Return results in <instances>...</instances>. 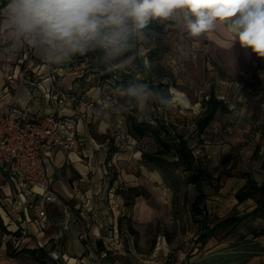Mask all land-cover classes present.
<instances>
[{
    "label": "rangeland",
    "instance_id": "1",
    "mask_svg": "<svg viewBox=\"0 0 264 264\" xmlns=\"http://www.w3.org/2000/svg\"><path fill=\"white\" fill-rule=\"evenodd\" d=\"M156 23L160 28L151 30L148 43L135 44L128 53L133 59L117 67L118 74H132L142 66L144 75H129L131 88L146 85L155 93L163 91L171 106H164L159 95L137 97L130 93L119 100L118 107L126 119V126L121 128L125 135L123 142L131 147L119 150L108 145L107 152L114 154V160L111 155L108 161L102 162L109 175L105 179L106 189L102 188L99 194L101 208H98L101 228L107 236L100 242L102 247L94 246L97 249L93 248L92 252L106 254L98 264L106 262L109 254L112 257L122 254L116 257L122 264H264V195L258 189L264 182V145L247 139L211 160L206 157V148L202 147V156L195 152V137L185 131L193 158L196 162L205 158L201 163L212 176L211 182H201L207 197L200 205L201 215L194 216L191 207L197 192L193 185L186 183L189 173L184 164H178L173 149H162L161 160L165 166L162 168L148 159L160 150L159 143L149 135L137 139L129 132L130 120L146 122L150 119L152 105L166 107L170 122L188 126L205 113L207 98L214 92L215 77L222 73L208 42L211 35L208 39L190 37L179 10L174 19ZM222 23L227 27L226 22ZM230 38L233 40L235 34L230 32ZM248 52L239 50L241 61L248 55L251 61L246 70L232 80L238 83L240 93L258 94L259 70H264V57ZM72 59L86 75L95 74L96 81L95 68L105 70L103 76L109 74L113 78L111 69L108 70L113 62L101 59L98 50ZM98 85L104 95L111 92V86L104 80H99ZM177 94L188 100L187 108L175 100ZM132 101L133 107L130 106ZM141 153L147 157L143 158ZM110 188L122 199L114 203L117 205L114 210L108 207ZM128 189L133 190L128 193ZM135 195L139 196L133 197ZM215 228L203 244V234ZM83 243L91 245L89 238ZM7 248L8 254L14 257L10 260L12 264L14 261L53 264L41 251H37L35 257L39 261H36L26 252L16 253L19 246L10 244Z\"/></svg>",
    "mask_w": 264,
    "mask_h": 264
},
{
    "label": "crops",
    "instance_id": "2",
    "mask_svg": "<svg viewBox=\"0 0 264 264\" xmlns=\"http://www.w3.org/2000/svg\"><path fill=\"white\" fill-rule=\"evenodd\" d=\"M2 1L0 10L6 6L2 5ZM5 28L7 24L0 27V111L12 108L22 120L31 117L26 110L38 116L50 114L51 103L45 99L50 81L49 66L40 59L38 51L28 58L29 44L23 40L13 43ZM226 30L222 22H217L213 30L197 37L208 39L211 35L208 42L214 49L222 72L215 77L213 93L229 109L226 114L217 113L200 137L205 144L195 149L202 156V147L206 148V157L211 160L216 158V154L228 153L231 147L247 139L264 145V70H259L258 94L240 93L237 90L238 83L232 77L242 74L251 58L248 55L241 61L239 50L244 49L234 42L235 38L231 40L230 32ZM66 65L75 67V74L54 75L52 80L58 89L69 96L60 116L75 121L82 153L67 154L51 149L44 156L50 186L57 192L60 201L46 206L47 221L42 225L36 222L28 208L33 201L31 197L25 198L17 210L12 208L14 197L19 192L14 181L10 186H0V264H12L10 260L14 257L8 254L7 248L10 244L19 246L16 253L41 248L49 259L56 252L59 257L55 264H92L91 251L101 248L100 242L107 236V232L101 228L102 219L98 211L101 208L99 194L102 188L106 189L105 179L109 175L102 162L108 161L112 155L107 152L108 145L119 150L125 146L131 147L126 142L118 147L114 141L115 130L126 126L125 116L118 107L124 94L112 91L115 102L106 110H100L98 106L88 109L84 102L106 96L103 88L95 80V74L86 75L73 59L53 67ZM111 160H114V154ZM119 201L122 199L115 194L114 188H110L109 209L114 210L117 206L114 203ZM138 204H142L140 200ZM87 238L90 246L83 243ZM116 257L120 258L122 254H114L113 257L109 254L102 264H122L121 259Z\"/></svg>",
    "mask_w": 264,
    "mask_h": 264
},
{
    "label": "clouds",
    "instance_id": "3",
    "mask_svg": "<svg viewBox=\"0 0 264 264\" xmlns=\"http://www.w3.org/2000/svg\"><path fill=\"white\" fill-rule=\"evenodd\" d=\"M182 13L183 27L196 38L226 22L235 43L264 57V0H8L0 10V27L14 43L23 40L49 66L61 65L89 51L121 67L137 42L148 43L150 23L165 22ZM137 97L159 95L146 85L130 88Z\"/></svg>",
    "mask_w": 264,
    "mask_h": 264
},
{
    "label": "built area",
    "instance_id": "4",
    "mask_svg": "<svg viewBox=\"0 0 264 264\" xmlns=\"http://www.w3.org/2000/svg\"><path fill=\"white\" fill-rule=\"evenodd\" d=\"M35 53L36 50L28 45V58L33 57ZM110 69L113 79H117L118 68L110 64ZM76 71L72 65L49 66L50 81L45 99L51 103L50 114L38 116L26 110L31 117L29 120H22L12 108L0 111V186H10L15 182L19 192L12 202L14 210L20 207L25 198L31 197L33 201L28 208L40 225L47 221L46 206L60 201L59 195L50 186L44 156L51 149H58L67 154L82 153L75 121L60 116L69 96L58 89L52 80L54 75L61 77L65 74H75ZM110 93L99 100L84 102V105L88 109L98 106L100 110H106L115 102L112 91ZM157 112L169 122L165 109L158 106ZM193 128L195 126L192 123L190 129ZM115 131L114 141L116 146L120 147L125 135L120 129ZM105 256V253L95 254L91 251L92 264H98ZM58 257L56 252L51 254L54 260Z\"/></svg>",
    "mask_w": 264,
    "mask_h": 264
},
{
    "label": "trees",
    "instance_id": "5",
    "mask_svg": "<svg viewBox=\"0 0 264 264\" xmlns=\"http://www.w3.org/2000/svg\"><path fill=\"white\" fill-rule=\"evenodd\" d=\"M8 3V0H3L2 5H6ZM159 29L160 27L157 25V23L154 21L149 24L148 29L146 31L151 32V30ZM100 58L101 53L98 51ZM110 68H108L109 70ZM95 71H97V79L98 81L104 80L105 83H108L111 86V91H116L117 93H123L124 95H130L129 89L132 86V79L129 82V75L132 77H136L137 75H144V72L142 70V66H138L137 71H134L132 74L124 72L123 74H119L117 79H111V75L109 74L103 76V73H105V70H101V68L97 69L95 68ZM131 107L134 106V101L130 104ZM158 105H152L151 111L152 116L150 119L146 122H137L136 120L132 119L129 122V132L130 134L137 139H141L147 135L153 138V140L157 143H159L160 150L157 151V153L150 155L148 158L149 161L154 162L156 165H159L162 168H165L163 161L161 160V154L162 149H165L166 151L172 150L175 153V156L177 158V162L179 165L184 164L186 166V170L188 171V175L186 176V183L193 185L196 189L197 195L194 198V201L192 203V212L194 216L201 215L202 211L200 209V205L204 202V200L207 197V194L202 190L201 188V182L204 180H207L209 182L212 181V176L209 172V170L206 168L204 163H201V161H205V158L200 159L198 162H196V159L193 158L192 151L190 150L189 146V139L185 136L187 132L190 131L191 135L195 137V143L193 146L199 147L200 145H204L203 140L200 138L201 135H203L206 131V129L209 127L210 123L215 119L217 113L220 114H226L229 112L227 104H225L222 100H219L214 93H210L207 98V104L204 108V114L194 119L191 124L193 123L195 128L190 130V124L188 126H179L178 124H174L172 122L165 121L163 115L159 114L157 112ZM163 109L166 110V107H163ZM179 127L180 130H179ZM171 144V145H170ZM172 148H171V147ZM141 156L143 158H146L147 156L143 153H141ZM226 161V159H225ZM209 162V161H208ZM227 162V161H226ZM250 181V180H249ZM260 193L264 195V182L258 187ZM133 189H128L127 192H131ZM139 195H135L133 197H138ZM243 218V217H242ZM238 218V220L242 219ZM212 229L207 231L206 234H203L202 236V243H206L208 237L214 233L216 230ZM27 253L30 254L31 257L35 258L36 261H39L38 258H36L37 251H42V253H46L45 251L40 249L37 250H26ZM24 252V250L20 251ZM50 260L56 263V260L50 257Z\"/></svg>",
    "mask_w": 264,
    "mask_h": 264
},
{
    "label": "bare ground",
    "instance_id": "6",
    "mask_svg": "<svg viewBox=\"0 0 264 264\" xmlns=\"http://www.w3.org/2000/svg\"><path fill=\"white\" fill-rule=\"evenodd\" d=\"M175 100L179 101V103H181L184 108L189 106L188 100L182 95L177 94V98Z\"/></svg>",
    "mask_w": 264,
    "mask_h": 264
}]
</instances>
